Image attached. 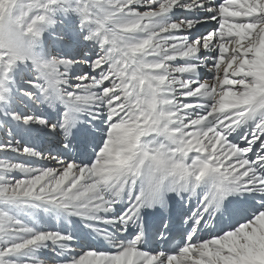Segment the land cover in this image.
Segmentation results:
<instances>
[{
	"label": "snow or ice",
	"instance_id": "snow-or-ice-1",
	"mask_svg": "<svg viewBox=\"0 0 264 264\" xmlns=\"http://www.w3.org/2000/svg\"><path fill=\"white\" fill-rule=\"evenodd\" d=\"M0 264H264V0H0Z\"/></svg>",
	"mask_w": 264,
	"mask_h": 264
}]
</instances>
